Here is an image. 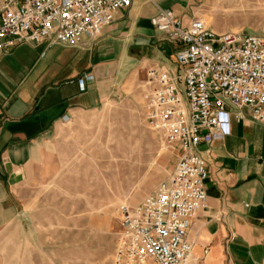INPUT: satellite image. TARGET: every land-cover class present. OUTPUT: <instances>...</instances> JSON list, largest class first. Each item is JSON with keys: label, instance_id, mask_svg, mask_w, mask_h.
Here are the masks:
<instances>
[{"label": "crops", "instance_id": "0c3cea01", "mask_svg": "<svg viewBox=\"0 0 264 264\" xmlns=\"http://www.w3.org/2000/svg\"><path fill=\"white\" fill-rule=\"evenodd\" d=\"M194 2L132 0L96 40L61 45L52 72L24 56L37 51L43 58L48 48L29 45L22 53L18 45L0 55V229L18 209L16 188L52 167V148L62 131L112 97L109 87L139 62L140 49H151V58L143 57L149 70L177 71L178 46L153 27L151 18L167 10L191 19ZM198 152L207 165V196L189 226L191 264L197 258L203 264H264V124L252 121L247 108L239 120L232 111L230 134L200 144Z\"/></svg>", "mask_w": 264, "mask_h": 264}, {"label": "built area", "instance_id": "2783aa9c", "mask_svg": "<svg viewBox=\"0 0 264 264\" xmlns=\"http://www.w3.org/2000/svg\"><path fill=\"white\" fill-rule=\"evenodd\" d=\"M132 0H0V55L18 45L78 47L96 40ZM153 27L177 44V71L149 70L148 126L181 150L173 172L139 203H121L115 264H191V220L205 206L208 170L198 152L231 132V112L264 124V36L218 33L200 18L160 10ZM44 52H42V56ZM84 80L79 86L85 89ZM208 250H205L207 253ZM192 264H203L198 258Z\"/></svg>", "mask_w": 264, "mask_h": 264}, {"label": "rangeland", "instance_id": "374dc122", "mask_svg": "<svg viewBox=\"0 0 264 264\" xmlns=\"http://www.w3.org/2000/svg\"><path fill=\"white\" fill-rule=\"evenodd\" d=\"M191 12L218 33L264 36V0H195ZM61 49L53 45L43 58L37 51L24 56L52 72ZM150 52L140 49L139 62L109 87L112 97L62 131L52 167L16 188L18 209L0 229V264H115L118 206L154 192L181 156L179 146L167 144L144 119L150 67L143 57Z\"/></svg>", "mask_w": 264, "mask_h": 264}]
</instances>
